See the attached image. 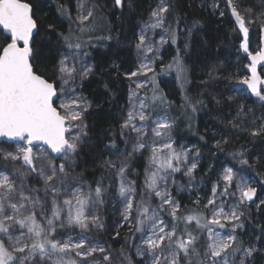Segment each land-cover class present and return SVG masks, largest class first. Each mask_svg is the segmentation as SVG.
I'll use <instances>...</instances> for the list:
<instances>
[{
  "label": "trees",
  "instance_id": "trees-1",
  "mask_svg": "<svg viewBox=\"0 0 264 264\" xmlns=\"http://www.w3.org/2000/svg\"><path fill=\"white\" fill-rule=\"evenodd\" d=\"M22 1L31 6L37 25L31 44L35 72L58 89L63 52L81 53L92 64L85 78L73 81L86 107L75 130L70 163L61 174L84 183L98 202L96 220L85 234L106 248L105 264H143L135 249L154 197L144 183V155L128 152L124 123L138 31L159 4L165 7L161 16L167 43L146 74L152 87L151 114L164 113L171 120L175 143L198 148L201 192L208 193L216 174L228 165L255 178L257 196L264 193V88L250 95L243 87L248 54L239 48L241 35L230 12L233 6L243 17L249 52H256L264 0H85L86 19L76 17L78 0ZM9 41L0 30V51ZM259 73L263 76L264 69ZM14 144L0 142L7 149ZM0 170L40 198L46 247L70 231L58 219L62 206L57 194L33 168L0 156ZM122 172L132 190L130 225L122 223L118 210ZM178 195L176 217L167 214L176 227L168 245L178 250L180 264H198L204 229L196 220L192 198L185 192ZM243 211V227L231 249L239 254L252 247L244 264H264V204L248 203Z\"/></svg>",
  "mask_w": 264,
  "mask_h": 264
},
{
  "label": "rangeland",
  "instance_id": "rangeland-1",
  "mask_svg": "<svg viewBox=\"0 0 264 264\" xmlns=\"http://www.w3.org/2000/svg\"><path fill=\"white\" fill-rule=\"evenodd\" d=\"M164 8L162 4L155 7L138 31L137 65L130 75L129 85L136 102L135 113L128 111V107L126 116L130 123H124L128 152L144 155V183L154 197L144 233L135 249L136 256L143 264H180L178 250L168 245L176 227L174 221L167 219V214L172 219L176 217L178 194L185 192L194 201L196 220L204 229L205 245L198 264H244L252 247L235 254L231 245L236 232L243 227V206L248 204L245 194L248 189L259 191L257 181L227 165L216 174L209 192H201L203 180L197 179L202 176L197 172L201 161L198 148L183 142L175 143L171 120L164 113L151 114L148 99L152 87L146 74L152 70L167 43L161 16ZM230 12L241 35V52L254 53L248 49L249 29L243 17L233 6ZM76 14L78 19H86L85 0H78ZM259 48L260 45L258 51ZM91 68V62L81 53L65 51L60 56L56 107L67 119L69 147L65 152L53 156L42 146L29 147L26 139L16 141L9 149L0 146L1 157L28 164L51 186L62 206L58 219L70 229L46 247L43 235L46 221L41 214L40 198L15 182L10 173L0 170V264H105L108 259L106 248L85 234V229L96 220L98 202L84 183L61 174L64 166L70 163L75 130L86 107L73 81L85 78ZM247 78L246 72L244 80ZM132 103L130 100L129 106ZM131 122H136L137 126L130 125ZM119 176V216L122 223L130 225L131 184L123 172ZM250 203L256 207L263 205L264 193Z\"/></svg>",
  "mask_w": 264,
  "mask_h": 264
},
{
  "label": "water",
  "instance_id": "water-1",
  "mask_svg": "<svg viewBox=\"0 0 264 264\" xmlns=\"http://www.w3.org/2000/svg\"><path fill=\"white\" fill-rule=\"evenodd\" d=\"M31 6L22 0H0V30L10 41L0 51V142L26 139L29 147L42 146L59 156L69 147L67 119L54 105L57 88L35 72L31 44L37 25ZM264 27L260 48L248 55V78L243 87L252 95L264 88ZM257 197L255 189L245 194L247 203Z\"/></svg>",
  "mask_w": 264,
  "mask_h": 264
},
{
  "label": "built area",
  "instance_id": "built-area-1",
  "mask_svg": "<svg viewBox=\"0 0 264 264\" xmlns=\"http://www.w3.org/2000/svg\"><path fill=\"white\" fill-rule=\"evenodd\" d=\"M131 92V88L129 89V104H130V100H132V102H134V103H132L130 106H128L129 108H128V111L130 110L131 111V113H135V106H134V104L136 103L135 102V100L133 99L134 97H132V94L133 93H130ZM132 97V98H131ZM127 115H128V112L126 113ZM143 115H144V117L146 118L147 117V111L145 110L144 112H143ZM145 118H142V119H145ZM126 121L128 122V123H130V121L127 119V116H126ZM132 124H130V125H133L134 127H136L137 125H136V122H131Z\"/></svg>",
  "mask_w": 264,
  "mask_h": 264
},
{
  "label": "flooded vegetation",
  "instance_id": "flooded-vegetation-1",
  "mask_svg": "<svg viewBox=\"0 0 264 264\" xmlns=\"http://www.w3.org/2000/svg\"><path fill=\"white\" fill-rule=\"evenodd\" d=\"M256 52H258V51H256ZM256 52H254V53H256ZM248 55H249V54H248ZM248 55H247V64H248ZM246 67H247V66H246ZM261 69H264V68H261ZM261 69H260V70H261ZM260 70H259V71H260ZM259 74H260V73H259ZM262 89H263V88H262ZM260 91H261V90H260ZM260 91H259L257 94H259ZM247 92H248V91H247ZM248 93H249V92H248ZM249 94H250V93H249ZM257 94H254V95H257ZM250 95H252V94H250Z\"/></svg>",
  "mask_w": 264,
  "mask_h": 264
}]
</instances>
